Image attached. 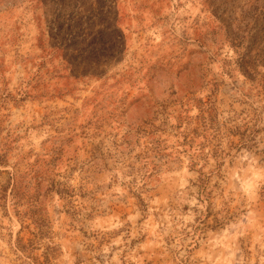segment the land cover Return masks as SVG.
Instances as JSON below:
<instances>
[{"label": "rangeland", "instance_id": "1", "mask_svg": "<svg viewBox=\"0 0 264 264\" xmlns=\"http://www.w3.org/2000/svg\"><path fill=\"white\" fill-rule=\"evenodd\" d=\"M264 0H0V264H264Z\"/></svg>", "mask_w": 264, "mask_h": 264}, {"label": "trees", "instance_id": "2", "mask_svg": "<svg viewBox=\"0 0 264 264\" xmlns=\"http://www.w3.org/2000/svg\"><path fill=\"white\" fill-rule=\"evenodd\" d=\"M263 95H264V90H263Z\"/></svg>", "mask_w": 264, "mask_h": 264}]
</instances>
